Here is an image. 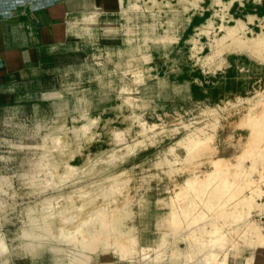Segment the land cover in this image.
<instances>
[{
	"label": "rangeland",
	"instance_id": "1",
	"mask_svg": "<svg viewBox=\"0 0 264 264\" xmlns=\"http://www.w3.org/2000/svg\"><path fill=\"white\" fill-rule=\"evenodd\" d=\"M158 1L151 7L136 0L133 10L132 0H123L124 14L119 0H74L84 14L76 25L89 27L80 34L92 43L87 61L61 71L54 90L0 103V241L9 248H0V264H80L74 259L83 254L88 264H152L158 249L163 264H183L169 253L191 252L194 229H211V222L226 232L237 259L249 252L248 264H264V129L254 136L259 140L247 141L245 123L250 105L264 100V47L218 41L224 32L221 19L212 23L213 0L198 13L182 12L176 0ZM62 3L0 0V20L16 8L27 17ZM224 19L227 26L243 21L248 37H256L264 0H238ZM201 129L211 138L208 148L187 155L184 140ZM249 142L258 144L250 149L256 152ZM219 157L241 162L245 182L221 192L217 203L212 187L200 196L188 191L170 229L176 192ZM243 195L251 208L240 203ZM192 200L195 209L184 217ZM80 218L91 220L81 226L98 230L101 245L85 242L95 252L70 242ZM130 239L135 251L122 256L113 246Z\"/></svg>",
	"mask_w": 264,
	"mask_h": 264
},
{
	"label": "bare ground",
	"instance_id": "2",
	"mask_svg": "<svg viewBox=\"0 0 264 264\" xmlns=\"http://www.w3.org/2000/svg\"><path fill=\"white\" fill-rule=\"evenodd\" d=\"M150 1L152 3L151 7L158 6L160 4L158 0H150ZM176 1H177L179 9L181 8L182 12L191 11V12L198 13L199 10L202 11L203 9L202 3L204 2V0H176ZM237 1L238 0H213L212 1L213 5H215V8L213 9V13L211 15L212 23L214 19L216 18L221 19L222 23L219 25L218 29L224 32L223 36L218 41H221V42L228 41L229 45H240L242 47H248L249 49L264 47V22L260 23L261 32L258 33L257 36L253 38L248 37L247 35L248 28L243 21L237 20L236 24L232 26H227L224 23L225 13ZM166 5L171 6V2L167 0ZM253 18L254 16H251L249 20L252 21ZM216 40L213 38L212 42ZM263 109H264V100L262 101L261 104H251L248 109V112L245 114V117H246L245 123L246 125L249 126V128H251V132H252L251 139L249 138L247 141L259 140V139H255L254 136L259 133V135H257L256 137V138H259L258 136H260V132L264 129V114H263L264 110ZM145 130L146 129H143L142 133H144ZM119 136L120 134H116V138H119ZM186 138L187 139L184 140L186 142L185 150H186L187 155H190V156L195 154L196 152L203 153L204 151H206V149L208 148V141H210L211 139L210 136L206 135L202 129L197 130L192 135L191 134L188 135V137ZM261 140L264 141V137ZM252 143L254 142H249L248 151L254 153L256 151L254 150L250 151V149H256V145L258 144L255 145ZM249 154H252V153H249ZM255 154L250 155L252 159ZM239 160H242V159L239 158ZM230 170H233V172H230ZM243 172H244V167L241 165V162L240 164L239 163L232 164L231 162H228L222 157L212 159L211 160V170H209L207 173H204L201 176H194L192 178H188L187 181L183 183V185L180 187V190L176 192L175 196L172 198L171 203H169V209H170V217L168 219L169 228L174 229L176 226H178L179 211H180L179 205H181L182 201L185 202L188 199L189 197L188 191L199 190V196H200V193L202 195L205 193L206 190L208 191V189L212 187L215 189V191H217L216 196H215L216 200L214 201V203H217V201H219L218 199L222 197V195H220L221 192L228 193L230 190H233L234 188L238 186L237 182H240L243 180L241 179V175ZM243 182H245V180H243ZM203 203L205 204V208H208V209H212L214 206L209 201L204 200ZM240 203L243 205L250 204L249 208L252 207V199L250 197H245L243 195L242 201ZM193 204L195 205L194 201L192 200L190 202V207H193L192 209L190 208L183 209V211L181 209L184 217H188L192 214V212L195 209V206H193ZM221 207L223 208V206ZM197 213H200V211H195V217H197ZM223 213H225V211H223ZM237 214L238 213H235L233 217L237 218L238 217ZM198 217L201 218L200 221H202V219L204 220L205 215L204 217H201V215H199ZM240 217L241 216L239 215V218ZM222 220L226 221V218H224L223 216ZM89 223H91V220H89L88 218H80V221H79L80 225L73 232H71L73 236L76 235L78 238L72 237V239H70V242L72 241L78 244L81 241L82 243H84V245H82L84 250L95 252L97 250H94L95 248H93V246L91 247L90 244L88 245L85 242L90 239L96 246V242L99 241V239L95 235V233L98 230L94 231V229L93 230L86 229L87 226H84V227L81 226V225H87ZM99 225L101 224L99 223ZM193 232H195V234L193 237L194 239L193 238L192 239L195 242V244L191 246L192 247L191 252L184 254L182 250L178 249L176 250V252L173 251L169 253L168 259L177 258V259H180L181 263L183 262V264H195L194 262H198V264H227L228 262L227 259L230 256L232 245H230L229 242L225 241L227 234L225 231L222 230V228H219L214 222H211V229H206L202 226V229L197 228L196 230L194 229ZM67 234L69 235L70 233H67ZM66 239L68 238L66 237ZM200 240H202V242H200ZM97 243L100 244L101 242L100 243L97 242ZM113 244L115 245V243ZM135 245H136L135 241L130 239L127 244H116V246H113V245L112 246L114 248L116 247V249H118L121 252L122 256H125L135 251ZM163 247L161 249H164ZM0 248H1V251H4V252L9 251L7 244L3 245L1 244V241H0ZM159 252H162V251L158 249V254L155 257L150 258L148 261H151L152 264H163V259L159 258V256L163 254ZM88 258H89L88 255L83 254L82 259H74V260H75V263L88 264ZM146 258L148 257L146 256Z\"/></svg>",
	"mask_w": 264,
	"mask_h": 264
},
{
	"label": "crops",
	"instance_id": "3",
	"mask_svg": "<svg viewBox=\"0 0 264 264\" xmlns=\"http://www.w3.org/2000/svg\"><path fill=\"white\" fill-rule=\"evenodd\" d=\"M73 1L32 11L27 17L16 8L0 20V103L19 102L32 93L54 90L60 84L61 71L87 61L92 43L80 34L89 27L76 25L75 18L84 14L75 10ZM138 6L136 0L129 4L133 10ZM119 9L125 14L123 0H119ZM85 20L93 21V17ZM112 30L103 28V33ZM245 255L240 261L230 253L228 264H248L249 252Z\"/></svg>",
	"mask_w": 264,
	"mask_h": 264
}]
</instances>
